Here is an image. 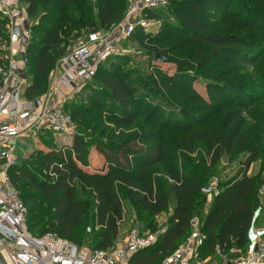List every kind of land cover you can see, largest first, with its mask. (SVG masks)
Masks as SVG:
<instances>
[{"label": "trees", "instance_id": "trees-1", "mask_svg": "<svg viewBox=\"0 0 264 264\" xmlns=\"http://www.w3.org/2000/svg\"><path fill=\"white\" fill-rule=\"evenodd\" d=\"M17 1L31 24L25 70L31 101L48 92L67 46L83 32L110 29L127 11L126 0ZM169 2L177 23L164 10L149 17L164 22L156 41L174 42L155 55L188 52L171 59L176 72L152 66V74L135 80L109 58L111 68L106 62L94 76L100 88L92 100L69 111L64 105L77 123L72 143L58 147L47 132L41 140L48 135L53 149L11 170L32 236L52 232L81 247L112 248L129 203L138 214H171L157 244L129 264H161L187 238L194 217L206 236L203 256L247 248L262 183L247 173L261 160L264 169V0ZM8 30L0 14V46L9 42ZM147 37L136 29L129 40L143 45ZM6 64L0 49V67ZM223 157L242 162L209 204L203 190Z\"/></svg>", "mask_w": 264, "mask_h": 264}, {"label": "built area", "instance_id": "built-area-1", "mask_svg": "<svg viewBox=\"0 0 264 264\" xmlns=\"http://www.w3.org/2000/svg\"><path fill=\"white\" fill-rule=\"evenodd\" d=\"M124 19L108 30L84 33L71 45L58 63L59 78L42 97L25 98L26 50L31 39V24L26 10L17 0H0V14L8 20L9 42L0 49L7 64L0 67V255L7 264H129L139 252L157 244L166 231H142L136 225L126 241L109 249L81 247L52 232L32 236L27 229L28 209L14 186L11 170L18 164V139L37 140L48 133L73 139L77 123L64 110L71 95L82 91V83L94 78L97 69L109 58L118 55L123 41L136 29L158 31L161 20L150 18L149 12L165 10L169 0H126ZM213 181L203 192L208 199L220 194ZM199 217L191 222V231L179 247L161 264H264V230L252 235L245 250L216 248L203 256L206 236ZM90 232V230H88Z\"/></svg>", "mask_w": 264, "mask_h": 264}, {"label": "rangeland", "instance_id": "rangeland-1", "mask_svg": "<svg viewBox=\"0 0 264 264\" xmlns=\"http://www.w3.org/2000/svg\"><path fill=\"white\" fill-rule=\"evenodd\" d=\"M17 6L20 9L26 10V6L21 3H17ZM170 6L166 8L163 13L167 17V20H169L171 23H177V17L173 14V12H171ZM162 25H164V22H162L161 20V27ZM159 31L160 29L158 31L145 32L149 35V38L147 37L146 40H144L143 45L131 40L123 41L121 44L120 53L113 56L112 61L121 68L123 73L125 72V74H128L132 79L136 78L135 80H137L138 78L148 77L150 74H152V66H155V68H161L162 70H165L169 75H173L176 72V65L174 63H171V59L173 61L184 60L188 57V52L186 50L180 51L173 55H169L167 58L161 54L164 58H166L167 62H156L155 50L169 49L174 44L173 41H156V37H158ZM83 33L86 34L87 32ZM105 66L111 68V63L107 62ZM59 75V66L57 65L48 77V91L58 80ZM81 86L82 91L71 95L68 101L65 103L67 111H69L72 106H79L81 108L85 107L86 103L92 100V97L100 88L99 84L96 83L94 78L86 80L84 83H82ZM52 136L55 140H57L60 147L66 146L63 144L71 142L70 137H56L53 134ZM45 138L46 141L41 140V137L35 141L31 139H18L15 151L21 150L23 152V156L21 155L22 157L18 158V165L29 162L30 156L35 154L37 151H49L50 149H53L52 144L48 140L50 137L47 135ZM92 158H96L95 153L92 154ZM241 162L242 157L234 161H230L226 157L221 158L217 166V171L211 179L210 184L213 181H216L219 186L221 183L225 184L226 182H229L230 180L235 178L237 176ZM247 175L249 177L255 178L256 180L262 181L259 191L260 205L255 213V222L251 231L252 235H256L257 233L264 230V169H262V160L254 163L250 167ZM211 201L212 199H208L209 204ZM170 216V213L162 214L159 216H154L149 213L138 214L133 210L129 203H126L125 218L121 224L120 242L126 241L129 233L136 225L140 226L141 229L147 228L150 224H153L158 230L167 228ZM87 234H90L89 231H87ZM3 258L5 261H7L5 256H3Z\"/></svg>", "mask_w": 264, "mask_h": 264}, {"label": "water", "instance_id": "water-1", "mask_svg": "<svg viewBox=\"0 0 264 264\" xmlns=\"http://www.w3.org/2000/svg\"><path fill=\"white\" fill-rule=\"evenodd\" d=\"M156 62H167L166 58H164L161 54H157L155 57ZM0 264H7L0 255Z\"/></svg>", "mask_w": 264, "mask_h": 264}, {"label": "crops", "instance_id": "crops-1", "mask_svg": "<svg viewBox=\"0 0 264 264\" xmlns=\"http://www.w3.org/2000/svg\"><path fill=\"white\" fill-rule=\"evenodd\" d=\"M55 142H56V144L59 146L57 140H55ZM71 143H72V139H71V142H69V143H67V144H63V145H70ZM63 145H62V146H63ZM59 147H60V146H59ZM28 150H29V148H28ZM27 152H28V151H27ZM27 152H26V153H27ZM22 153H23V152H22L21 150L16 151V154L19 156V158L23 156ZM21 155H22V156H21ZM120 232H121V228H120ZM120 232H119V239H118V241H117V244H118V243H122V242H120V238H121V237H120V236H121Z\"/></svg>", "mask_w": 264, "mask_h": 264}]
</instances>
